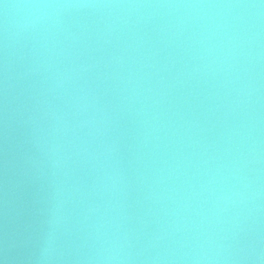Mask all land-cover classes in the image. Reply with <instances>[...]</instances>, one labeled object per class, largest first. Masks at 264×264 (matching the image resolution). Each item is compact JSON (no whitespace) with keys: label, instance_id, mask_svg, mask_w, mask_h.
Instances as JSON below:
<instances>
[{"label":"water","instance_id":"95a60500","mask_svg":"<svg viewBox=\"0 0 264 264\" xmlns=\"http://www.w3.org/2000/svg\"><path fill=\"white\" fill-rule=\"evenodd\" d=\"M0 264H264V0H0Z\"/></svg>","mask_w":264,"mask_h":264}]
</instances>
